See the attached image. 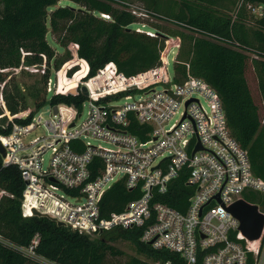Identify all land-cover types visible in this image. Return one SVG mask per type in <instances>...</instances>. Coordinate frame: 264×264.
<instances>
[{"label":"built area","instance_id":"2783aa9c","mask_svg":"<svg viewBox=\"0 0 264 264\" xmlns=\"http://www.w3.org/2000/svg\"><path fill=\"white\" fill-rule=\"evenodd\" d=\"M246 9L255 18L264 17V4H249ZM73 47L77 58V46ZM80 62L86 67L83 74L75 76L76 70L71 76H50L46 93L81 94L87 105L84 120L78 122L84 104L78 111L58 103L56 113L51 106L44 121L32 116L24 125L8 117L11 131L0 134L5 151L2 165H15L25 187L21 216H35V210L92 239L114 228L140 229L141 243L176 253L184 264H264V223L259 238L249 240L239 230L238 219L227 211L242 200L264 216V181L254 175L247 150L227 129L214 89L196 77L175 81V73L168 72L166 51L159 66L131 76L108 63L88 79L89 67ZM72 82L75 87L68 89ZM119 99L129 101L121 104ZM177 114L179 119L172 122ZM27 116L28 112L20 115L21 119ZM134 121L148 127L142 130L144 141L131 133ZM40 125L46 135L24 142L25 135ZM93 138L111 147L85 141ZM76 140L82 143V151L72 149ZM47 151L50 157L44 166ZM95 159L98 163L93 164ZM182 173L194 192L185 212L179 213L159 198ZM119 181L127 190L139 189L141 195L121 212L103 217L102 196ZM247 196H255L259 205L246 201ZM0 243L6 242L0 238ZM38 244L36 235L27 247H12L41 264H55L36 255Z\"/></svg>","mask_w":264,"mask_h":264},{"label":"trees","instance_id":"16d2710c","mask_svg":"<svg viewBox=\"0 0 264 264\" xmlns=\"http://www.w3.org/2000/svg\"><path fill=\"white\" fill-rule=\"evenodd\" d=\"M61 1L74 3L76 7L57 5ZM143 1L151 10L150 14L179 27L169 33L179 39L174 61L175 81L196 77L214 89L222 104L227 129L239 146L247 150L254 175L264 181V118L260 116L256 96L245 75L251 66L264 105V17L255 18L246 9L249 4H264V0H176L166 6L160 0ZM125 7L122 0H0V67H16L23 60L30 65H49L55 51L47 41L48 31L56 36V44L61 48L77 46V58L89 67L88 79L108 63H113L124 76L159 66L169 36L159 29L156 36L134 31L131 25L137 23V18ZM99 14L111 19L106 21ZM233 44L239 49L233 48ZM82 67L75 76L86 71V67ZM76 70L75 67L69 71L68 76ZM49 71L47 67L43 93L34 94V109L28 111L25 119L20 117L21 104L9 96L7 112L16 123H29L33 113L43 105L46 81L51 76ZM73 83L68 89L75 87ZM49 102L51 106L73 105L81 111L85 98L81 94L75 97L58 94L51 96ZM1 122L6 124L0 123V126L6 128L0 127V134L7 135L12 124L4 117ZM145 128L148 127H139L134 121L129 129L144 141L147 137L142 130ZM71 147L78 152L84 149L78 140L71 142ZM97 161L95 159L93 164ZM96 172L94 169L93 176ZM185 181L186 174H180L169 182L167 192L159 198L179 213L185 212L194 192ZM24 188L18 168L3 166L0 156V238L6 242L0 243V264H41L12 247H27L36 235L39 238L36 255L55 264H107V256L123 255L112 245L116 240L131 243L144 257L131 256L123 264H164L167 261L184 264L176 253L154 250L141 243L140 229L114 228L92 239L65 226L59 227L46 216L23 218ZM140 195L139 189L127 190L122 181L112 184L100 201L101 216L121 212L130 200ZM245 198L259 205L255 196Z\"/></svg>","mask_w":264,"mask_h":264},{"label":"rangeland","instance_id":"374dc122","mask_svg":"<svg viewBox=\"0 0 264 264\" xmlns=\"http://www.w3.org/2000/svg\"><path fill=\"white\" fill-rule=\"evenodd\" d=\"M176 2V0H160V2L166 6L171 5L172 2ZM125 3L126 9H128L133 15L137 18V23L132 24L131 28L136 32H143L145 34L156 35L159 31H164V35H168V45L166 52L169 55V75H174V67L175 64L173 61L176 59L178 47L176 49V45H179V39L175 36H171L169 33L174 32L175 30H179V27L172 24L170 21L161 19L159 17H155L150 14L151 10L147 9V4L143 0H122ZM69 5L71 7L76 5L74 3H70L68 1H61L57 5ZM117 6L116 4H114ZM118 7V6H117ZM121 7V5H120ZM52 10V9H51ZM164 11V10H163ZM150 12V13H149ZM231 12V11H230ZM159 15V14H158ZM101 18L104 20H110V17L104 18L99 14ZM162 16V15H160ZM252 18V17H251ZM253 22V19H251ZM163 34L162 32H160ZM47 41L49 45L55 51V57L50 62L49 65H30L26 61H20L18 66L14 67L12 65H7L6 67H0V123L1 118L4 117L8 120V117H11V114L7 112V101L9 100V96L15 97V100L21 104L19 111L22 114L27 113L34 109V94L36 92L43 93V79L46 74L47 67L50 69V75L57 78V75L60 77L66 74L68 76V72L73 70L75 67L78 68V71L81 70L82 62L80 59L75 57V48L73 45H69L67 48H61L58 44H56V36L51 34V32H47ZM26 54V53H24ZM61 73V74H60ZM246 79H248L249 87L252 93L256 96V103L259 107V113L261 118H264V105H262L260 101V96L258 95L257 89V80L255 79L254 72L251 69V66H248L245 72ZM66 76V77H67ZM68 78V77H67ZM52 93H46L44 96L43 105L33 113L34 117L40 116L42 121L47 120L50 116V98ZM113 99V97H112ZM129 100L119 99V103H125ZM87 111V105L84 104L81 116L78 118V122L85 119ZM20 113V112H19ZM18 113V114H19ZM17 114V115H18ZM179 115L175 116L172 122H175L179 119ZM46 135V130L43 125L35 127L32 131L25 135L24 142L30 140L36 136ZM85 141L90 142L91 145H98L105 148H110L111 146L105 142H102L98 139H85ZM50 157V153L47 151L43 155V164L47 165ZM117 249L123 252V255L120 256H107L106 263L107 264H123L125 263L131 256H137L140 258H144L138 252L131 243H128L124 240H116L112 243Z\"/></svg>","mask_w":264,"mask_h":264},{"label":"water","instance_id":"95a60500","mask_svg":"<svg viewBox=\"0 0 264 264\" xmlns=\"http://www.w3.org/2000/svg\"><path fill=\"white\" fill-rule=\"evenodd\" d=\"M82 94L85 96L87 94L86 88L82 87ZM56 107H53V112L56 113ZM0 156L2 158L5 157L4 148L0 142ZM227 211L234 215L240 225L239 230L246 236L249 240H255L259 238L261 234V229L264 223V216L257 212V207L255 205H251L249 203H245L244 201L240 200L237 201L227 209ZM33 215L41 216L37 211L32 210ZM52 221H55L52 218H49ZM59 227L64 226L61 222H57Z\"/></svg>","mask_w":264,"mask_h":264}]
</instances>
